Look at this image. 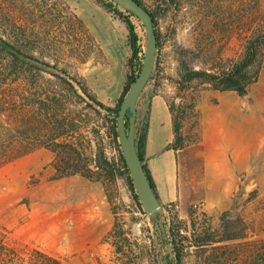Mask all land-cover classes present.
<instances>
[{"label":"rangeland","instance_id":"1","mask_svg":"<svg viewBox=\"0 0 264 264\" xmlns=\"http://www.w3.org/2000/svg\"><path fill=\"white\" fill-rule=\"evenodd\" d=\"M99 1L104 0H0V95L21 88L25 101L33 98L31 94L38 99L39 114L32 121L26 104L23 133L14 151L20 145L22 150L37 146L27 154L41 149L52 153L53 161L32 178L33 184L42 178L69 177H59L68 163L80 167L89 165L92 178L78 175L101 185L111 210L110 229L97 247L68 250L61 242L52 256L21 243L4 224V214H1L0 264H165L168 248L135 198L121 164L119 146L110 130V119L104 113L93 112L82 99L64 88L79 87L70 83L81 81L99 101L116 107L132 72L128 65L132 55L128 27L114 10L108 11ZM141 1L155 14L160 44L153 73L139 97L143 122L154 94H161L168 104H174L175 114L182 116L183 106L191 96L209 86L194 81L188 85L185 99L180 100L177 81L181 61L197 70L217 72L231 67L243 57L247 40L261 25L264 14V0ZM120 11L125 10L120 7ZM131 19L145 51V27L136 17ZM3 41L20 45L29 57L39 62L31 58L18 60L8 52ZM259 67L254 66L252 72ZM57 93L63 100L51 106L49 101ZM53 109L59 116H56L58 122L49 121L47 126V117ZM6 121L7 116L0 108V134L3 139H10L9 132H4L8 128ZM195 132L194 119L187 117L184 122L187 147L197 141ZM50 136L58 137L55 143L60 146H55ZM43 142L53 148L42 146ZM100 151L116 165L114 179L96 167ZM17 158L6 163L2 162L5 157L0 158V168ZM180 160L186 171L189 162L183 152ZM254 184L251 192L241 196L238 206L226 216L223 213L214 218L206 209L199 214L191 206L186 209H178L175 204L166 206L159 216L173 227L180 264H264V202L254 201L257 197ZM174 216L176 222H173ZM180 229L187 233H181ZM93 253L99 261L90 260ZM174 264H179L177 259Z\"/></svg>","mask_w":264,"mask_h":264},{"label":"crops","instance_id":"2","mask_svg":"<svg viewBox=\"0 0 264 264\" xmlns=\"http://www.w3.org/2000/svg\"><path fill=\"white\" fill-rule=\"evenodd\" d=\"M197 108L199 143L175 150L170 147L175 132L168 102L161 94L150 100L145 162L160 203L186 209L204 200L206 213L218 218L238 206L235 194L241 189L244 172L250 183L256 182L254 201L264 202V59L258 80L246 95L208 87L199 92ZM181 152L193 168L188 165L183 171ZM51 161L52 153L41 149L0 168L4 224L21 243L50 256L61 242L68 250L97 247L111 226L104 189L78 174L31 183ZM94 253L90 260L99 261Z\"/></svg>","mask_w":264,"mask_h":264},{"label":"trees","instance_id":"3","mask_svg":"<svg viewBox=\"0 0 264 264\" xmlns=\"http://www.w3.org/2000/svg\"><path fill=\"white\" fill-rule=\"evenodd\" d=\"M103 1V0H102ZM141 5L146 7L141 0H137ZM102 7L107 9L108 11L114 10L126 23L128 30H129V38H130V46L132 50V55L128 61V65L131 69V74L128 77L127 83L125 85L124 91L116 105V107L107 106L91 92L89 87H86V85L78 80H74V83H70L73 86L78 85L79 87H64L66 90L71 93L72 96L78 97L84 101L86 106L90 108L93 112L98 113L99 115L104 113V116L106 118L110 119L111 126L110 130L111 133L117 142L119 146V152H120V160L122 167L124 169V172L128 175V179L131 185V188L135 194V198L141 207V203L139 200V197L137 193H135V187L132 182L129 169L127 167V164L124 160L120 144L118 141V134H117V128H116V120L119 113L120 105L127 94L128 90L132 86V84L135 82L136 78L138 77L144 60V47H142L140 43V35L137 31V27L131 17H135L133 14H131L128 11H120V6L115 4L111 0H104L103 2H98ZM148 9V8H147ZM149 10V9H148ZM150 11V10H149ZM152 14L154 21H155V27H156V19L155 14L150 11ZM126 14V15H125ZM261 25L259 27H256L254 29V32L250 36V38L247 40L246 49L243 54V57L238 60L237 62L233 63V65L227 69H222L221 71H207V70H197L191 67L187 64L185 60L181 61L180 65V79L177 81V87H178V95L180 100L185 99V91L188 89V85L194 81H200L203 84H207L210 88L217 89V90H234L237 91L241 95H246L248 93V89L251 84L257 82L259 73L261 69L263 68V57H264V14L261 19ZM144 26V25H143ZM157 39H158V47L159 44V33L156 29ZM3 44L7 48L8 52L13 55L18 60H22L25 58H31L32 60L39 62L38 59L35 57H29L23 47L20 45L10 42V41H3ZM259 65L260 67L258 70L253 73L252 69L254 66ZM9 89L8 91H10ZM33 96L32 99H29V101H25V94L21 90V88H13L8 94H5L3 96L0 95V108L1 113L5 112L7 116V121L5 122L6 128L4 132H9L10 139H3V135L0 134V158L5 159L2 160V162L6 163L8 161H11L12 159H15L19 156H22L24 154H27L28 152L36 149L30 148V149H24L19 145V150L14 151V148L16 146L15 143L21 138L19 137L23 133V123H24V117H25V107L26 104H29V118L32 121L33 119L37 118L39 111L37 112V104L38 99L35 96V94H31ZM37 95V94H36ZM198 95L196 94L194 96H191L190 101L187 105L183 106V112L182 116L175 114V108L176 106L174 104H169L171 113L173 115V123H174V132H175V138L173 143H171L170 147L175 150H182L186 148L187 142L186 137L184 135V122L187 117L194 119V126H195V135L197 141L195 143H199V131H198V124H199V111L197 108V100ZM63 100L61 96L57 93L54 96H52V99H50L49 103L52 106V103L61 102ZM29 102V103H26ZM140 100H138V115H137V124H136V149L138 152V155L143 163L144 170L146 172V175L148 177V180L152 186L153 191L155 192L156 197L159 200L157 187L155 184V181L152 177L151 171L145 162L146 159V146H147V138L149 133V127H150V110L148 112L147 119L143 122L140 119ZM187 110L189 111L187 113ZM28 112V111H26ZM51 115H48L47 117V126L51 122H58L57 120V111L53 109V112L50 113ZM56 114V115H55ZM59 117V116H58ZM42 120V117L41 119ZM127 126H129V120H127ZM13 133H18L19 135H14ZM57 134V133H56ZM55 134V135H56ZM6 136V135H5ZM23 136V135H22ZM54 136V135H53ZM57 136V135H56ZM58 137H62L58 133ZM58 137L54 138L52 136L48 138H52V143H55L57 141ZM23 141V138L22 140ZM20 141V142H21ZM24 142V141H23ZM49 142V141H48ZM51 142V141H50ZM42 146L49 147L53 145H49L48 143L43 142ZM24 144V143H23ZM23 146V145H22ZM55 146H60L59 143H55ZM63 146V145H61ZM72 151H75L73 149ZM15 152V153H13ZM11 154V155H10ZM73 169H70L72 168ZM96 167L98 169H103L107 177L109 179H114L117 176V168L116 165L113 163H110L103 154L102 151L99 152L96 160ZM91 173H93L92 169L89 165H84L83 167L80 166H74L68 163L67 166H65L64 172L59 177H66L71 176L74 174H81L85 177L92 178ZM254 195V194H253ZM163 205V204H162ZM167 205H163V212L167 209ZM141 211L143 209L141 208ZM228 213H225L226 216ZM162 216V214L160 215ZM157 216L152 218L151 221L156 224ZM173 222H176V217L174 216ZM175 224V223H174ZM165 229H166V235L167 240L161 238L162 242L166 245L167 243L172 245L174 258L172 260L169 259V255L167 254L165 257V260H168L165 264H174L175 260L177 259L180 264V254L178 251V248L176 246V241L173 238V227H169L164 221ZM156 227V226H155ZM203 244V243H201Z\"/></svg>","mask_w":264,"mask_h":264},{"label":"water","instance_id":"4","mask_svg":"<svg viewBox=\"0 0 264 264\" xmlns=\"http://www.w3.org/2000/svg\"><path fill=\"white\" fill-rule=\"evenodd\" d=\"M125 11L133 14L139 19L146 31V48L141 71L125 95L119 109L116 120V128L120 148L130 172L132 182L145 215L151 219L163 212V205L160 203L148 180L143 163L136 149V124L138 115V100L142 91L147 86L154 70L156 54L158 51V39L156 34L155 21L150 11L141 5L137 0H111ZM129 120V126H127ZM156 229L161 238L167 239L166 229L163 220L159 216L156 221ZM169 259L174 258L171 244H166ZM168 260H165L167 263Z\"/></svg>","mask_w":264,"mask_h":264},{"label":"built area","instance_id":"5","mask_svg":"<svg viewBox=\"0 0 264 264\" xmlns=\"http://www.w3.org/2000/svg\"><path fill=\"white\" fill-rule=\"evenodd\" d=\"M248 177L249 174L247 172H244L240 175L241 189H239V191H237V193L235 194L236 199L241 198V196L246 197L248 195L247 193L251 192L250 188L255 186L254 182H249ZM191 209L196 213L203 214L205 213L206 202L204 200L196 201L191 205ZM180 231L183 234L187 233V231H185L184 229H180Z\"/></svg>","mask_w":264,"mask_h":264}]
</instances>
